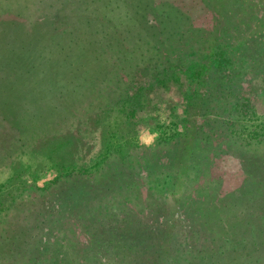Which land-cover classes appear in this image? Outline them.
<instances>
[{
    "label": "trees",
    "instance_id": "16d2710c",
    "mask_svg": "<svg viewBox=\"0 0 264 264\" xmlns=\"http://www.w3.org/2000/svg\"><path fill=\"white\" fill-rule=\"evenodd\" d=\"M145 2L146 6L152 4V0ZM201 2L213 13L207 27L193 26L189 16L179 12L177 7L170 10L168 3L163 12H157L159 10L155 5L157 16L143 13V24L127 23L126 26L111 27L109 21L98 22L94 12L82 14L83 11H79L72 23L68 25L67 22L59 33L48 36L43 28L48 23L43 20L34 21L31 27L24 25L22 30L26 33L30 29L32 39L23 46L25 55L18 61L19 65L0 63V150L5 149L3 146L11 141L13 134V138L17 136L18 140L30 136L35 132V120L44 113L55 111L48 84L53 80H59L64 85L74 83L80 75L64 76L70 66L74 65V71L79 65L83 74L88 73L89 77L98 72L104 77L110 76L117 64H130L132 61L136 68L138 63H146L156 76H163L162 83L167 82L173 69L174 72L177 69L179 76L187 80L185 91H182L188 102L185 109L189 114L185 116L182 140L172 147L171 152L176 155L169 157V167L176 169L180 163L194 162L192 146H205L201 149L202 154L204 150H217L218 145L202 144L200 134L205 132L210 139L220 134L228 136L225 129L228 121L254 114L251 96L264 92V0ZM70 15L56 16L53 22L65 25L66 19L72 18ZM149 15L152 20L148 19ZM0 33H3L0 37L12 33L14 40H20L19 30L3 28ZM188 52L193 55L187 57ZM91 66L94 67L88 72ZM16 82L30 83V88L31 85L33 88L13 99L6 91L8 88L12 91ZM86 94L88 92L82 96ZM31 105H36L38 109L35 111V108H30ZM11 118L13 126L10 125ZM11 129H14L13 133ZM197 140L200 145L194 146ZM233 144L234 141L228 138L225 150L228 155L239 159L246 174L245 185L250 183L264 187V154L247 153L242 146L233 149ZM3 160L7 161V156ZM201 164L203 169H199V174L194 177L203 179L197 189L198 194L203 187L211 189V183L216 182L209 179L213 159L206 156ZM124 169L112 170L111 177H120L119 172ZM125 172L128 173L127 170ZM115 188L92 180L74 185L60 176L55 177L47 189V199L24 209L28 219L26 225H16L8 220L0 229V260L17 257L22 264H74L71 255L76 256V252L80 251L83 257L85 253H96L94 250L99 253L104 251L94 244L91 237L84 244L79 241L80 234L84 239L90 230H96L99 241L103 244L115 242L118 250L129 256L137 253L132 251L133 247L140 250L143 245L146 246V240L150 245L153 243L152 251L149 252L148 247L144 249L151 264H264L262 197L254 195L247 201L253 207V216L247 221L231 218L224 225L213 224L207 216H203L205 221L200 225L207 227L204 234L199 235L198 229H195L192 235L186 234L181 240H174L172 232L158 218L150 220L151 223L141 221L144 224L140 226L150 229L145 234L140 228L137 231L135 225L132 228L129 225V230L134 229L135 234L129 233V230L122 232L130 214L124 213V202L110 201ZM165 215L164 212L160 217ZM126 233H129L128 237ZM77 241L83 245L79 251ZM139 264L143 261L140 260Z\"/></svg>",
    "mask_w": 264,
    "mask_h": 264
},
{
    "label": "rangeland",
    "instance_id": "374dc122",
    "mask_svg": "<svg viewBox=\"0 0 264 264\" xmlns=\"http://www.w3.org/2000/svg\"><path fill=\"white\" fill-rule=\"evenodd\" d=\"M114 3L115 0H0V32L3 28L20 32L19 41L12 38V33L0 37V63L19 65L18 61L25 55L23 46L32 39L30 29L26 33L22 30L24 25L31 27L36 21L43 20L48 23L43 25L48 36L59 33L67 22L68 25L72 23L79 11H83L82 14L94 12L98 22L109 21L111 27L126 26L127 23L143 24V13L157 16V12L165 10L166 3L171 6L170 10L177 7L179 12L189 16L195 27H207L213 16L201 0H152L153 5L147 6L145 0H117ZM161 3L164 4L163 10ZM110 4H114L113 7ZM155 5L159 10L157 12ZM63 15L72 18H67L65 25L54 24V18ZM151 15L149 20L153 19ZM187 55L189 57L193 53L188 52ZM138 64L136 68L133 61L130 64L119 63L110 76L104 77L99 72L89 77L88 73L83 74L79 65L74 71V65L68 66L64 76L80 75L74 83L64 85L59 80H53L48 84L55 111L37 118L33 127L35 132L30 136L18 140L17 136L13 138V134L11 141L3 146L5 149L0 150V229L8 220L16 225H26L28 219L24 209L47 199V189L58 176L74 185L92 180L100 185L116 186L110 201L124 202V213L130 214L122 232L128 231L129 225L131 228L135 225L137 231L140 228L145 234L150 229L140 226L144 224L141 221L151 223L150 220L158 218L172 232L174 240H181L186 234L192 235L195 229H198L199 235L204 234L207 227L200 224L204 223L206 216L213 224L222 225L231 218L242 222L252 218L253 207L247 201L255 196L262 197L263 201L264 187L250 183L245 185L246 174L241 163L226 153L225 142L230 138L234 141L233 149L242 146L247 153L264 154V92L251 96L255 113L250 118L228 121L225 126L228 136L220 134L210 139L205 132L200 134L202 144L213 143L218 145L217 150H204L202 154L201 149L205 146H192L191 154L195 161L184 165L180 163L178 168L173 169L169 167V157L176 155L171 152L172 147L182 140L185 116L189 114L185 109L188 102L183 96L187 80L179 76L177 69L175 72L173 69L167 82L162 83V75L156 76L146 63ZM12 87V91L8 88L6 94H11L13 99L33 88L32 85L30 88V83L20 82ZM30 108L38 109L36 105ZM10 122L13 126L12 118ZM10 132L13 133L14 129ZM198 145L200 141H194V146ZM6 156L7 161L3 160ZM206 156L214 161L209 179L216 182L211 183V189L203 187L200 196L197 189L203 179L194 177L199 174V169H203L201 163ZM188 164L191 165L185 168ZM124 167L119 172L120 177H111L112 170ZM164 212L165 217H160ZM128 232L135 234L134 229ZM98 234V231L90 230L84 239L80 234L79 241L84 244L91 237L94 244L104 251L99 253L94 250L97 254L89 252L81 257L79 250L83 245L77 241L79 252L74 257L69 253L74 264H139L140 260L143 264H151L144 250L146 247L149 252L153 250V243L150 245L148 240L140 250L133 247L132 251L137 253L129 256L118 250L115 242L103 244L97 239ZM17 259L10 257L0 260V264H22Z\"/></svg>",
    "mask_w": 264,
    "mask_h": 264
}]
</instances>
